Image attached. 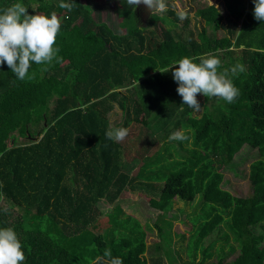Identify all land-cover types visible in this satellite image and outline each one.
Returning <instances> with one entry per match:
<instances>
[{
  "label": "trees",
  "instance_id": "1",
  "mask_svg": "<svg viewBox=\"0 0 264 264\" xmlns=\"http://www.w3.org/2000/svg\"><path fill=\"white\" fill-rule=\"evenodd\" d=\"M222 1L225 16L218 6L196 8L203 26L182 38L189 22L171 9L151 14L146 28L123 10V32L115 34L81 0L71 12L58 7L61 0H0V9L20 2L30 14L61 20L55 46L62 62L45 72L33 63L34 78L23 81L0 64V227L17 233L23 264H92L105 249L123 264H146L138 225L110 233L97 206L126 192L156 199L165 213L176 200L200 196L183 264H264V21L254 18L252 0ZM220 28L226 33L218 37ZM205 53L219 58V71L237 64L244 71L229 73L239 90L232 103L197 94L196 111L182 105L171 71H160ZM115 106L121 121L110 126ZM111 127L127 128L128 136L109 140ZM176 131L188 139L169 140ZM126 143L135 152L130 160ZM244 147L257 157L248 167L250 192L237 197L221 184ZM226 246L237 251L230 262Z\"/></svg>",
  "mask_w": 264,
  "mask_h": 264
},
{
  "label": "clouds",
  "instance_id": "2",
  "mask_svg": "<svg viewBox=\"0 0 264 264\" xmlns=\"http://www.w3.org/2000/svg\"><path fill=\"white\" fill-rule=\"evenodd\" d=\"M252 2L254 18L264 21V0ZM124 3L133 8L143 4L151 14L168 10L165 0H124ZM75 6V0H61L58 4L60 9H66L68 12ZM177 15L181 21L188 18L186 11H180ZM60 28L61 20L56 13L30 14L20 2L0 9V64H6L15 77L23 81L34 78L35 73H29L33 63L40 66L41 72H45L54 61L62 62V57L58 55L60 49L55 46ZM220 68L219 58L214 54L205 53L192 58L182 57L160 72L171 71L172 79L178 85L176 91L182 98V105L199 111L201 105L197 94L219 97L227 103H232L239 95V90L229 78V73L236 75L237 72H243L244 66L237 64L230 69L219 71ZM128 132L125 127H111L105 132V136L109 140L121 142L128 136ZM168 139L183 141L187 140L188 136L182 131H176ZM24 260L25 254L17 233L11 227H0V264H23ZM92 264H123V261L119 257H113L110 249H105Z\"/></svg>",
  "mask_w": 264,
  "mask_h": 264
},
{
  "label": "rangeland",
  "instance_id": "3",
  "mask_svg": "<svg viewBox=\"0 0 264 264\" xmlns=\"http://www.w3.org/2000/svg\"><path fill=\"white\" fill-rule=\"evenodd\" d=\"M81 1L84 6L89 8L95 22L106 24L115 34L123 32L119 25L120 18L122 17L121 11L131 12L133 24L140 28L148 26L147 20L151 16L150 10L143 4L133 8L124 3V0ZM165 3L168 10L171 9L176 12L186 11L188 13L187 20L189 23L187 29L181 33L177 31L181 34L182 38H185L188 32L195 35L196 31L203 26V23L194 17L196 8L203 5L218 6L223 16H225L222 0H165ZM155 14H165V12H155ZM223 24H225V17L223 18ZM207 31L210 33L209 28H207ZM225 33L226 30L220 28L214 34L221 37ZM206 104L210 105L212 103L209 100ZM108 121L110 126H114L121 121L120 110L117 106L108 114ZM136 128L135 126L131 129V135L135 134ZM30 132L33 134L32 128ZM160 135V133H157L158 137ZM126 144L130 152L124 156V160H130L135 157V152L129 143ZM256 157V150L244 147L234 157L232 164L223 170L221 187L233 196H247L250 192L247 179L248 167ZM199 198L200 196H196L194 202L187 204L176 200L173 208L166 213L162 212L156 199L134 192L123 193L110 207L102 203L97 204V206L103 214L102 218L107 228L106 230L110 233L113 229H116L118 232H125L130 227L138 225L144 233L146 250L143 256L146 264H183L189 261L186 253L187 229L191 226L190 217L192 214L200 212V204L197 201ZM0 206H4L3 201L0 202ZM181 234L184 235L185 239L181 240L179 237ZM218 236L219 231H216L205 239V245L215 240ZM220 243L221 240H217L216 245ZM229 243L232 242L230 241ZM222 254L224 262H230L237 256V251L230 252L228 246H226L223 248ZM215 260L216 254H213L210 261L214 262Z\"/></svg>",
  "mask_w": 264,
  "mask_h": 264
},
{
  "label": "water",
  "instance_id": "4",
  "mask_svg": "<svg viewBox=\"0 0 264 264\" xmlns=\"http://www.w3.org/2000/svg\"><path fill=\"white\" fill-rule=\"evenodd\" d=\"M34 139H35V140H38V139H39V136H36Z\"/></svg>",
  "mask_w": 264,
  "mask_h": 264
}]
</instances>
